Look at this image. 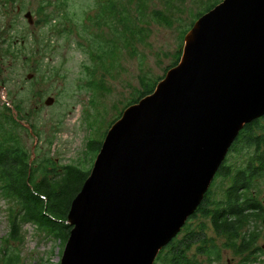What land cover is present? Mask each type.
I'll return each instance as SVG.
<instances>
[{"label":"water","instance_id":"water-1","mask_svg":"<svg viewBox=\"0 0 264 264\" xmlns=\"http://www.w3.org/2000/svg\"><path fill=\"white\" fill-rule=\"evenodd\" d=\"M24 17L33 24L30 12ZM260 118L264 0H222L186 34L177 66L106 133L71 202L59 264H153L238 133Z\"/></svg>","mask_w":264,"mask_h":264},{"label":"rangeland","instance_id":"rangeland-1","mask_svg":"<svg viewBox=\"0 0 264 264\" xmlns=\"http://www.w3.org/2000/svg\"><path fill=\"white\" fill-rule=\"evenodd\" d=\"M218 1L0 0V109L6 105L14 119L15 106L27 115L21 122L27 132L19 135L38 177L46 161L56 170L92 169L97 156L91 151L93 143L103 141L110 123L139 92L166 75L177 57L180 61L183 32ZM27 12L33 24L25 19ZM47 98H53L50 106L45 105ZM254 134L260 140L245 157L253 153L264 159V119ZM244 143L240 137L237 145ZM237 145L226 155L234 165ZM214 179L210 195L218 201L224 183ZM254 189L261 211L249 218L246 231L254 240L250 251L238 254L226 248L210 220L198 215L187 221L188 227L204 225L206 249L214 245L219 258L210 259L195 248L190 258L201 264H264V177ZM9 207L0 197V264H59L65 244L33 225L22 226L20 238L10 237ZM178 235L184 236L182 231Z\"/></svg>","mask_w":264,"mask_h":264},{"label":"trees","instance_id":"trees-1","mask_svg":"<svg viewBox=\"0 0 264 264\" xmlns=\"http://www.w3.org/2000/svg\"><path fill=\"white\" fill-rule=\"evenodd\" d=\"M221 1L210 5L203 13H199L195 20L211 11ZM111 9H113L112 6ZM154 14L160 18V12L154 11ZM128 21V18L124 16L123 25L127 30H129ZM193 23L183 32L184 37L191 30ZM178 62L179 57L166 72L177 66ZM164 76L159 77L151 86L147 85L143 91L139 92L136 99L124 107V110L152 94ZM13 108L16 112L15 119L9 114L10 110L6 105L0 109V197L10 204L11 213L8 218L10 237L13 240L20 238V228L24 225H33L46 237L58 244H65L71 230V226L67 224L71 202L81 190L91 169L82 171L73 166H63L56 170L52 161H46L39 178L37 171L32 167L33 163L30 162L31 154L23 145L19 135V131L27 132L21 124L27 115H22L17 106ZM121 114L122 112L119 117ZM119 117H116L110 126ZM260 119L245 125L232 143L228 153L233 147L236 148L240 137L245 142L237 145L240 150L235 151L237 154L233 157L235 165L225 157L218 168L214 177L215 179L220 177L224 183L220 199L215 201L209 189L197 210L188 219L190 221L198 215L209 219L214 233L224 239V246L238 254L249 252L250 247L253 246L254 240L248 236L246 229L250 215L261 211L254 196V186L257 179L264 177V159L261 156L254 157L253 153L245 157L246 150L255 148L260 140L254 134ZM30 131L34 132L32 126ZM102 142L93 143L91 151L95 156L99 153ZM204 230V225L200 224L194 229L189 228L186 222L181 230L184 236L178 238L179 235H177L161 249L153 264H201L196 257L190 258L189 252L193 248L198 254H205L210 259H218L219 251L214 245L206 249L209 239H206L207 234Z\"/></svg>","mask_w":264,"mask_h":264}]
</instances>
